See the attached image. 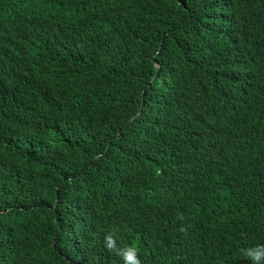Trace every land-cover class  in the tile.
Masks as SVG:
<instances>
[{
  "label": "trees",
  "instance_id": "16d2710c",
  "mask_svg": "<svg viewBox=\"0 0 264 264\" xmlns=\"http://www.w3.org/2000/svg\"><path fill=\"white\" fill-rule=\"evenodd\" d=\"M109 233L141 264H251L264 0H0V264H123Z\"/></svg>",
  "mask_w": 264,
  "mask_h": 264
},
{
  "label": "clouds",
  "instance_id": "9594fccd",
  "mask_svg": "<svg viewBox=\"0 0 264 264\" xmlns=\"http://www.w3.org/2000/svg\"><path fill=\"white\" fill-rule=\"evenodd\" d=\"M15 59L16 55L14 51H10L4 56L2 61H15ZM133 117L134 115L130 117L131 120ZM181 231H185V229L181 228ZM104 247L107 251L115 253V255L120 257L123 264H141L136 246H118L115 237L111 233L104 236ZM241 251L244 256L251 262V264H264V244H257L248 248H244Z\"/></svg>",
  "mask_w": 264,
  "mask_h": 264
},
{
  "label": "water",
  "instance_id": "95a60500",
  "mask_svg": "<svg viewBox=\"0 0 264 264\" xmlns=\"http://www.w3.org/2000/svg\"><path fill=\"white\" fill-rule=\"evenodd\" d=\"M156 76H157V73H156V75H155L154 78H156ZM154 78H153V79H154ZM130 121H131V118H130L127 122H125L121 127H125ZM121 127H120V128H121ZM120 128L118 129V133H117V135H118L119 132H120Z\"/></svg>",
  "mask_w": 264,
  "mask_h": 264
}]
</instances>
